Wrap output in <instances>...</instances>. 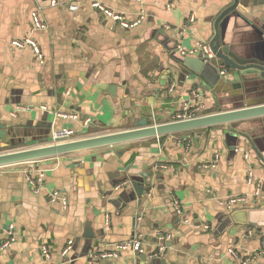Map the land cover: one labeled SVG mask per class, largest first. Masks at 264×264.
<instances>
[{
    "label": "crops",
    "instance_id": "0c3cea01",
    "mask_svg": "<svg viewBox=\"0 0 264 264\" xmlns=\"http://www.w3.org/2000/svg\"><path fill=\"white\" fill-rule=\"evenodd\" d=\"M58 1L0 0V123L6 130L0 150L49 145L53 131L61 128L72 129L71 140H77L130 130L141 119L148 125L171 122L193 91L203 104L199 116L262 96L252 79L239 78L240 70L220 58L204 61L213 68L203 74L180 62L185 56L177 45L209 44L217 18L234 0H99L129 22L143 14L130 28L92 7L91 0H72L74 11L67 8L70 0ZM32 11H38L45 29L31 32ZM217 28L219 40L223 37L249 61L259 51L264 55V0H239ZM27 36L38 44L42 61L31 46H13ZM222 67L227 74L219 73ZM59 111L76 118L58 117ZM263 119L43 158L38 191L26 180L25 163L4 165L0 225L4 230L13 225L15 242L0 251V264H264V253H259L264 238ZM249 171L253 183L247 181ZM135 181L143 186L140 195ZM55 191L59 197L51 201ZM234 196L247 200L228 208L226 199ZM236 211L246 212L245 222L233 218ZM86 222L92 238L83 236ZM160 235H169L162 255L151 256ZM135 236L142 252L123 250L117 257L88 261L89 252L113 251L115 244ZM69 240L72 246L62 255ZM43 247L49 257L41 254Z\"/></svg>",
    "mask_w": 264,
    "mask_h": 264
},
{
    "label": "water",
    "instance_id": "95a60500",
    "mask_svg": "<svg viewBox=\"0 0 264 264\" xmlns=\"http://www.w3.org/2000/svg\"><path fill=\"white\" fill-rule=\"evenodd\" d=\"M238 1L239 0H234V4L223 11L217 19L220 20V18L225 13L234 9ZM218 20L215 24V35L209 43L213 54L216 58H220L221 61L224 62V64L228 67L240 70L238 71L239 78H247L248 81L252 79L254 81V90L259 91V93L262 95L259 99H256L255 101H252L250 103L246 102V104H244L245 101L240 102V100H236L233 103L236 105H234V107H232L231 109H224L216 113L198 116L193 119L171 121L155 125H148L146 119H141L140 121L135 123V128L130 130L85 137L77 140H71L57 144H49L40 147L3 152L0 153V166L22 163L31 160H40L43 158L73 151L84 150L92 147L112 145L135 139L160 136L164 134L193 130L219 124H232L231 127L235 128L238 121L251 118H264V55L262 51H259L261 53H258V55L254 59H251L252 61H249L247 57H243L236 51L231 50L228 44L223 41V37L221 38V40H219V33L217 28ZM261 34L262 36H264V33ZM203 59V55L199 54L198 56H185L182 60H180V62L190 71H192V73L203 74L205 70L213 68L211 64L204 62ZM239 72L242 76L239 74ZM251 73L255 74V76L250 75ZM239 86L240 85L238 83L236 87ZM111 88L113 89L114 86H111ZM244 90H247L246 86H244ZM233 132H235V130H230V133ZM230 133H227V137H229ZM5 135L6 130L3 127L2 123H0V140L2 142L5 141ZM243 135L245 139H247L248 143L252 145L253 149H256L247 135ZM133 186L138 195L143 192V186L141 183L135 181L133 183ZM233 218L236 221L245 222L246 212L236 211L233 214ZM83 236L88 238L94 237V234L91 231L90 224L88 222H86L85 224V231Z\"/></svg>",
    "mask_w": 264,
    "mask_h": 264
},
{
    "label": "built area",
    "instance_id": "2783aa9c",
    "mask_svg": "<svg viewBox=\"0 0 264 264\" xmlns=\"http://www.w3.org/2000/svg\"><path fill=\"white\" fill-rule=\"evenodd\" d=\"M51 5H57L59 4L58 0H51L50 2ZM91 6L94 8L99 9L102 11L106 17L111 18L112 20L118 21L123 27L125 28H130L138 23L144 18L143 14H139L138 19H136L133 22H129L125 16L122 13L116 12L114 10H111L107 7H105L99 0H91ZM67 8L70 10H76L77 5L72 1L67 2ZM189 21H193V17H189ZM31 32L34 31H40L46 28V23L44 20L40 17L38 11H32L31 13ZM13 46L16 48H24L25 46L29 45L33 48L34 52L38 55L40 61L43 60V54L41 53L38 44L36 41L31 36H27L23 38L22 40H14L13 41ZM177 51L179 54L182 56H197L198 54H202L204 57V61H210L212 60L215 56L207 42H202L198 41L196 44L191 48V49H185L183 48L180 44L177 45ZM228 69L226 67H222L219 71L221 75L227 74ZM200 95L196 92L193 91L191 93V98H189L188 101H183L178 110L172 115L171 121H181V120H188V119H193L199 116L200 111L203 108V104L201 100L199 99ZM17 109H23L21 107ZM58 117L61 118H76V115L73 113H66L63 111H59L56 114ZM88 119L85 120V124L88 123ZM74 136V132L70 128H61L58 130L53 131L52 136H51V144H57V143H62V142H67L70 141L71 138ZM247 158V156H245ZM39 160H31L25 163V166L23 168V173L25 174L26 180L28 181V184L30 185V188L34 191H38L39 189L42 188V182H43V176L44 172L42 168L38 165ZM4 166H0V169L3 168ZM249 177L247 178L248 183H253V174L251 171H249ZM120 185L117 186V188ZM260 193V187L259 184H255V195H258ZM59 197V194L57 191L53 192L50 196V200L54 201L56 198ZM247 196H234L226 199V204L227 207L231 208L233 204L241 202V201H246ZM65 203V201L63 200ZM174 206L177 210L178 213H180V207L178 202H174ZM205 228L207 226L205 225ZM2 232L5 233L6 238L1 239V234ZM169 238V235L167 236H159L160 244L158 250L152 254L151 256H161L162 252L164 250L163 244L166 239ZM15 242V235H14V227L13 225L7 226V228L4 230L2 229L0 225V251L3 250L4 248L8 247L10 244ZM72 246V241H68L65 245V247L62 250V255H66L68 251L70 250ZM113 251L109 252H102V253H94V252H89L88 253V261L93 263V262H99L101 259L107 258V257H117L120 251L123 250H131L133 252H142L143 247L142 243L139 239L138 236H135L131 239L122 241L120 243L115 244ZM229 252L233 255L236 256V252L232 249L229 250ZM260 254L264 253V238L262 239L261 242V247H260ZM41 254H43L46 257H49L48 250L43 247Z\"/></svg>",
    "mask_w": 264,
    "mask_h": 264
},
{
    "label": "rangeland",
    "instance_id": "374dc122",
    "mask_svg": "<svg viewBox=\"0 0 264 264\" xmlns=\"http://www.w3.org/2000/svg\"><path fill=\"white\" fill-rule=\"evenodd\" d=\"M7 150L9 151V150H11V149L0 150V153L6 152Z\"/></svg>",
    "mask_w": 264,
    "mask_h": 264
}]
</instances>
